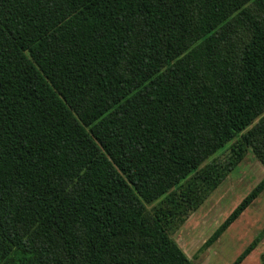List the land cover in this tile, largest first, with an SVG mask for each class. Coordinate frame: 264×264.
Masks as SVG:
<instances>
[{
  "label": "trees",
  "instance_id": "trees-1",
  "mask_svg": "<svg viewBox=\"0 0 264 264\" xmlns=\"http://www.w3.org/2000/svg\"><path fill=\"white\" fill-rule=\"evenodd\" d=\"M263 113L264 0H0V264H193L170 226L264 169L262 116L197 170Z\"/></svg>",
  "mask_w": 264,
  "mask_h": 264
},
{
  "label": "rangeland",
  "instance_id": "rangeland-1",
  "mask_svg": "<svg viewBox=\"0 0 264 264\" xmlns=\"http://www.w3.org/2000/svg\"><path fill=\"white\" fill-rule=\"evenodd\" d=\"M264 113L237 137L204 160L197 170L216 165L222 170L231 155L230 146L256 124ZM209 169V168H208ZM264 179V169L250 148H246L240 162L227 173L218 185L202 200L197 209L181 224H171L170 239L193 264H231L244 249L261 235L264 228V189L253 203L229 226L209 248H200L235 209L241 200ZM159 201L145 205L147 210ZM250 254L248 264H264V236Z\"/></svg>",
  "mask_w": 264,
  "mask_h": 264
},
{
  "label": "crops",
  "instance_id": "crops-1",
  "mask_svg": "<svg viewBox=\"0 0 264 264\" xmlns=\"http://www.w3.org/2000/svg\"><path fill=\"white\" fill-rule=\"evenodd\" d=\"M239 217H240V216H239ZM239 217H238V218H239ZM238 218H237V219H238ZM237 219H236V220H237ZM217 240H218V239H217ZM217 240H216V241H217ZM209 247H210V246H209ZM209 247H208V248H209ZM257 249H258V246H255L254 249H253V250H252V251H251V252H250V253L244 258V260H243L240 264H248V261L250 260V254H251L252 252H255Z\"/></svg>",
  "mask_w": 264,
  "mask_h": 264
}]
</instances>
